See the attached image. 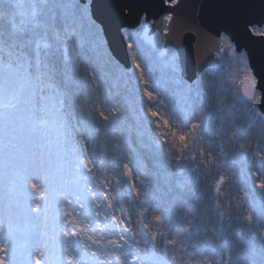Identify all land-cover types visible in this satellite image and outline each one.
Segmentation results:
<instances>
[{
  "label": "snow or ice",
  "instance_id": "6c2138e0",
  "mask_svg": "<svg viewBox=\"0 0 264 264\" xmlns=\"http://www.w3.org/2000/svg\"><path fill=\"white\" fill-rule=\"evenodd\" d=\"M185 3L0 0V264H264V0H216L215 68Z\"/></svg>",
  "mask_w": 264,
  "mask_h": 264
},
{
  "label": "water",
  "instance_id": "95a60500",
  "mask_svg": "<svg viewBox=\"0 0 264 264\" xmlns=\"http://www.w3.org/2000/svg\"><path fill=\"white\" fill-rule=\"evenodd\" d=\"M215 3L216 0H186L184 8L178 12L179 19L172 25L174 35L169 46L179 48L189 67L207 65L213 68L220 62L215 52L218 38L214 28L204 22L215 10ZM236 39L238 45L248 52L249 58L259 65L264 59V44L242 33H237Z\"/></svg>",
  "mask_w": 264,
  "mask_h": 264
},
{
  "label": "trees",
  "instance_id": "16d2710c",
  "mask_svg": "<svg viewBox=\"0 0 264 264\" xmlns=\"http://www.w3.org/2000/svg\"><path fill=\"white\" fill-rule=\"evenodd\" d=\"M241 65L239 62L236 61H230L227 57L223 60V69L222 72L227 75L230 76L232 79V76L235 75L236 70L238 68V66ZM215 73H213V77H215ZM236 80V79H235ZM248 119L245 118L243 120H241V125L242 126H246V124L248 123ZM248 136L250 141L255 144L257 142H260L261 140H264V123H261L259 126L254 127L252 130L248 131ZM127 151V149H125V152ZM142 164L145 168V170L147 171V173L149 175L152 174L153 172V164L154 162L150 159V157H148L147 155H144L142 157ZM109 171H111V167L109 166ZM135 171V169H134ZM138 177H137V181H138ZM213 180L215 179V177L212 178ZM203 184V182H202ZM222 191H225L228 193L229 196V200L232 201L233 203H235L236 199L238 198L239 195V190L236 187H231V188H226V189H222ZM192 203H196V200L193 198L191 200ZM127 203V201H126ZM221 203H225L224 201H221ZM208 204L207 198H205V205ZM179 208H177V211L179 212ZM201 211H203V209H201ZM135 228V226H133ZM239 244V242H237ZM242 246V245H240Z\"/></svg>",
  "mask_w": 264,
  "mask_h": 264
},
{
  "label": "rangeland",
  "instance_id": "374dc122",
  "mask_svg": "<svg viewBox=\"0 0 264 264\" xmlns=\"http://www.w3.org/2000/svg\"><path fill=\"white\" fill-rule=\"evenodd\" d=\"M241 68H242V65H239L238 68H237V70H236L235 75L232 76L236 80H238L239 78H241V77H239V73L241 72Z\"/></svg>",
  "mask_w": 264,
  "mask_h": 264
}]
</instances>
